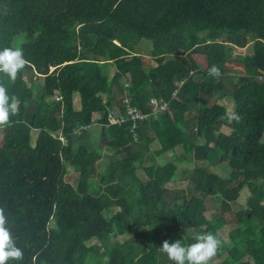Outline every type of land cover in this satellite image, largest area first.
<instances>
[{"label": "trees", "instance_id": "1", "mask_svg": "<svg viewBox=\"0 0 264 264\" xmlns=\"http://www.w3.org/2000/svg\"><path fill=\"white\" fill-rule=\"evenodd\" d=\"M142 40L146 56L136 49ZM4 48H21L28 61L14 83L0 73L18 106L0 127V209L23 251L6 264H174L164 240L189 245L219 233L227 213L237 225L228 241L218 238L220 264L245 256L264 264V0H0ZM226 62L257 71L235 78ZM25 71L43 81H26ZM114 87L127 94L118 103ZM225 96L228 104L216 102ZM125 98L145 113L152 99L168 104L139 124L137 142L131 121L109 124L108 110ZM94 124L104 151L91 139ZM155 138L159 152L183 153L156 160ZM102 157L109 163L98 172ZM179 165L188 184L168 187ZM67 166L76 186L64 179ZM208 199L219 205L211 218Z\"/></svg>", "mask_w": 264, "mask_h": 264}, {"label": "clouds", "instance_id": "2", "mask_svg": "<svg viewBox=\"0 0 264 264\" xmlns=\"http://www.w3.org/2000/svg\"><path fill=\"white\" fill-rule=\"evenodd\" d=\"M27 63L21 48L0 50V73L13 83ZM209 75L218 79L221 75L220 69L213 65L209 69ZM17 113V102L9 96L7 87L0 82V127L7 126L10 116ZM229 119L239 120L240 117L233 112L229 114ZM6 223L4 211L0 209V264H6L10 259H23V251L16 246L9 229L5 226ZM194 239L195 242L189 245L182 244L180 240L171 243L164 240L161 249L174 264H209L217 253L220 240L212 233L197 235Z\"/></svg>", "mask_w": 264, "mask_h": 264}, {"label": "rangeland", "instance_id": "3", "mask_svg": "<svg viewBox=\"0 0 264 264\" xmlns=\"http://www.w3.org/2000/svg\"><path fill=\"white\" fill-rule=\"evenodd\" d=\"M225 34H223V36H224ZM205 36H207V33L205 34ZM202 37H204V34L203 35H200L199 36V40L198 39H196V42L197 43H202V42H204L203 41V39H202ZM19 39H21V38H19ZM202 39V40H201ZM136 49H137V51H140L141 53H142V55H146V53L149 51V49H150V42H148V41H146V40H142V41H140V43L136 46ZM245 49V48H244ZM244 51H247L248 53H249V49L247 48V50H239V49H236V52L237 53H244ZM147 59L150 61V63L151 64H153V65H156V62H154V60H153V58H151V57H147ZM235 63L234 62H226L225 63V71H226V73H228V74H233L234 73V75H235V78H237V74L239 73H244V70H247V68H245L244 69V67L241 65V67L240 68H237V66H238V63H237V65H234ZM200 65L202 66V68H206V62L205 61H203V62H201L200 63ZM114 72V69L112 68H110L109 69V73H113ZM202 77L203 76H201V75H197L196 76V79L197 80H201L202 79ZM24 78L26 79V81H28V82H30L29 80L30 79H33V80H36V81H39V82H42L43 80H42V77H39V78H35L34 77V74L32 73V72H30V71H25L24 72ZM114 89H115V92H114V97H112L113 98V102L114 103H118V101H120V98L123 96L124 97V95L126 96L127 94H125V92L123 93V94H121V93H119V91H118V89L117 88H115L114 87ZM102 95V98L104 99V101L106 102V101H108V99H109V94L108 93H102L101 94ZM230 99H227V100H220L222 103H227V101H229ZM74 103H75V107H76V109H79V104H80V102H79V96L78 95H76L75 96V98H74ZM113 106L114 107H116V106H118V105H116V104H113ZM112 106V107H113ZM101 115L99 114V113H95L94 115H93V117L94 118H99ZM88 129H89V131H90V136H91V139L94 141V146L96 147V148H101L100 147V145H101V143H100V139H99V135H100V126H99V124H94V125H91L90 127H88ZM225 133H227L226 131H225V129L223 130ZM2 134H4V137H3V135ZM2 134H0V143H2L4 140H5V138H6V135H7V130L6 129H3L2 130ZM37 134H38V130H32L31 131V138H32V144H34V142H35V139H36V137H37ZM2 135V136H1ZM150 136H151V134H150ZM2 139V140H1ZM135 141V140H134ZM139 141V140H138ZM135 142H137V141H135ZM202 142V140L201 139H198L197 140V143H201ZM103 151H104V149L103 148H101ZM158 150H160V144L158 143V141H155V142H152L151 144H149V151H148V155H150V154H152L153 153V155H155V157H156V160H161V158H169L170 156H172V155H179V154H181L183 151L181 150V149H177V150H167V151H165V153L164 152H159ZM159 155H161V156H159ZM157 157H159L158 159H157ZM96 163H97V169H98V172H103L104 170H105V168L107 167V165H108V163H109V160L108 159H106L105 157H102V158H100V159H98L97 161H96ZM146 164H148V165H151L152 164V162L151 161H147L146 162ZM223 165V168L227 165L226 163H223L222 164ZM145 166V165H144ZM144 166H141V167H139L138 168V170H137V173H138V175L139 176H141V177H145V174H146V169L144 168ZM181 168H179V170L177 171V174H176V176H175V180L174 181H172V182H170V183H168V187H171V188H173V187H176V186H185V185H187L188 183L185 181V180H183V179H181V177L182 176H184L183 175V173H182V165H179ZM227 170H229L230 168L229 167H225ZM76 177H77V174H76V172L70 167V166H67V168H66V170H65V176H64V179H65V181H67V182H70L72 185H74V186H76L77 185V181H76ZM208 202H209V204H210V206H211V210H209V211H207V213H206V215L209 217V218H211L212 216H214L215 214H217L218 213V211H219V205L218 204H216V202H213V201H211V200H209L208 199ZM239 202H241V203H244L245 202V196H241L240 198H239ZM226 219H227V222H226V224L224 225V227L220 230V232L219 233H215V232H209V233H212V234H214V235H216L217 236V238H220V239H222L223 241H228V232H229V230L232 228V227H234V226H236L237 225V221L235 220L236 218L234 217V214L233 213H227L226 214ZM50 229H52L54 226H53V223L51 222L50 223ZM121 237V236H120ZM190 242H191V240H190ZM224 256L225 255H222L221 257H219V256H217V254L211 259V263H213V264H220L221 262H223L222 260L224 259ZM152 264H157V260L156 259H154L153 260V262H152ZM243 264H255V262H254V259L252 258V257H249V256H245L244 257V259H243Z\"/></svg>", "mask_w": 264, "mask_h": 264}, {"label": "built area", "instance_id": "4", "mask_svg": "<svg viewBox=\"0 0 264 264\" xmlns=\"http://www.w3.org/2000/svg\"><path fill=\"white\" fill-rule=\"evenodd\" d=\"M177 85H179L177 83ZM177 89L173 92L172 96L175 97ZM151 112H142L140 107L136 104H132L127 98H125L121 105L111 107L108 110L109 124H116L118 126L123 123L131 121L130 133L133 140L138 141L140 138L139 124L150 119L159 112L167 111L168 104L164 102L160 104L156 99L150 101Z\"/></svg>", "mask_w": 264, "mask_h": 264}, {"label": "crops", "instance_id": "5", "mask_svg": "<svg viewBox=\"0 0 264 264\" xmlns=\"http://www.w3.org/2000/svg\"><path fill=\"white\" fill-rule=\"evenodd\" d=\"M245 48V49H244ZM244 48H237V49H239V50H247V48L249 49V51H250V46L248 45V46H246V47H244ZM248 52L247 51H244V53H242L243 55H246ZM146 56V55H145ZM155 62V61H154ZM153 65V64H152ZM234 65H237V63H235ZM241 65L244 67V69L245 68H247V70H244V73H238L237 75H248V74H251V73H253V72H255V71H257V68H256V66L255 65H253V64H239L238 63V66H237V68H240L241 67ZM234 74V73H233ZM227 99H230L229 101H227V103H222L220 100H227ZM232 100V97L231 96H225L224 98H220V99H218L216 102H218L219 104H221V105H225V104H228L230 101ZM157 115V114H156ZM156 115H154L153 117H155ZM150 129L152 130L150 133H151V135H154L155 134V132H153L154 130H153V128L152 127H150ZM223 130L225 129V128H222ZM222 130V131H223ZM226 131V130H225ZM155 141H157L156 140V138L154 139V141H152V142H155ZM159 143V142H158ZM151 144V143H150ZM177 149H181V148H179V147H176V148H174V150H177ZM182 151H183V149H181ZM183 153V152H182ZM181 153V154H182ZM151 155H153V153L151 154ZM159 156H161V155H159ZM152 157H155V155H153ZM156 158V157H155ZM159 157H157V159H158ZM167 158V157H166ZM138 174V173H137ZM141 177V176H140ZM143 178V177H142Z\"/></svg>", "mask_w": 264, "mask_h": 264}, {"label": "water", "instance_id": "6", "mask_svg": "<svg viewBox=\"0 0 264 264\" xmlns=\"http://www.w3.org/2000/svg\"><path fill=\"white\" fill-rule=\"evenodd\" d=\"M69 1V0H68Z\"/></svg>", "mask_w": 264, "mask_h": 264}]
</instances>
